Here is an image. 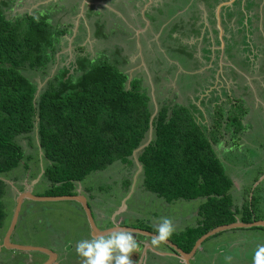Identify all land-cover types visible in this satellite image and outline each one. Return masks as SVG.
<instances>
[{"label": "trees", "instance_id": "1", "mask_svg": "<svg viewBox=\"0 0 264 264\" xmlns=\"http://www.w3.org/2000/svg\"><path fill=\"white\" fill-rule=\"evenodd\" d=\"M9 4L20 7L21 2L0 0V173L21 160L15 137L35 128L46 161L42 173L49 182L42 196L74 195L75 182L114 161L131 163L129 157L141 146L135 158L146 190L166 202L203 198L197 223L169 238L183 252L215 226L264 220L257 213L255 188L244 187L240 204L233 202L232 180L212 147L222 135V124L234 135L242 130V112L232 111V104L226 111L217 109L207 126L191 106L165 99L154 109L139 81L126 87V75L113 64L83 57L62 66L36 94L35 83L23 71H43L54 62L70 25L52 21L61 11L52 1L11 15L6 13ZM4 185L0 178V197ZM3 216L0 202V227ZM136 226L157 233L154 226Z\"/></svg>", "mask_w": 264, "mask_h": 264}, {"label": "rangeland", "instance_id": "2", "mask_svg": "<svg viewBox=\"0 0 264 264\" xmlns=\"http://www.w3.org/2000/svg\"><path fill=\"white\" fill-rule=\"evenodd\" d=\"M14 1L21 2V5L17 7L15 6L17 4L14 6L9 4L11 9L6 13L10 15L14 12H31L37 8V5L43 4L40 0ZM115 1L118 5L124 3V0ZM72 7L73 3L68 1L65 9L71 11ZM57 15L58 17L55 14L52 15L51 19L59 27L62 26V23L66 24L70 21L65 13L58 12ZM89 15H92L90 29L95 37L98 38L100 35L101 39L103 32L110 35V32L105 31L107 28L106 19H110L108 11H101L97 8ZM111 15L114 17V14L111 13ZM249 40L253 41L254 47L252 33ZM98 46L105 47V44L99 43ZM65 52L68 53L67 50H64L55 54L54 62L48 63L43 71L28 69L23 71L35 83L36 94L45 85L47 79L57 73L62 66L67 67L71 62L73 64L74 59L70 54H68L69 58H67V54L60 56ZM106 59L110 61L109 58ZM70 71L68 74L71 73ZM151 76L153 78L150 80H152L153 92L155 100H157L158 93L163 94L164 88L169 84L165 83V78H161L160 74ZM193 83V81L189 82L188 86L191 87ZM253 84L256 87L255 81ZM249 91L252 92L246 90L243 94L245 99L248 98L244 103L245 108L244 105L238 103L232 104L231 108L239 115H241L240 112L243 113L240 117L242 130L234 135L229 130H225L224 124H222L220 129L222 135L213 147L215 155L224 166L225 173L232 180L230 193L233 202L237 205L240 204L244 187L255 188L253 193L258 198L257 213L264 215V174H260V170L264 169V92L257 90V96L253 97L250 96ZM177 100H181L180 94ZM227 100L229 102L223 101L224 103L219 105L221 107L217 105L213 108L209 107L207 118L206 120L204 118L203 122L205 125H210V115L213 111L216 113L217 109L226 111L229 108L230 103L233 102L230 99ZM194 112L197 113V110L194 109ZM14 141L20 146L22 157L16 167L0 173V178L5 182L0 197L4 211L0 239L10 226L15 198L21 192L20 190L29 186L33 195L42 196L49 186V182L42 173L46 161L37 145L36 128L28 134L16 136ZM140 147L135 149L129 157L131 163L114 161L103 170L92 171L81 181L74 183V190L85 196L95 225L98 228L109 225L108 228H110L113 226V222L115 223L123 217L128 218L127 222H131L130 225L135 222L137 225L156 227L162 218L167 217L172 219L176 225L174 233L185 227L194 226L198 219L197 207L203 198L197 197L190 200L178 198L166 202L146 190L142 185L140 166L135 158ZM256 176L258 178L254 181ZM152 238L141 234L136 235L139 245L142 244L141 250L144 243L147 242L150 246L148 253L150 254V250L156 253L150 256L154 257L157 264H181L179 259L172 255L173 252L166 243L153 246ZM82 239H90V231L85 214L75 201L24 199L21 202L11 235L13 243L51 248L58 254L60 264H79V262L82 263L83 258L78 256L75 249L76 244ZM262 244H264V230L262 229L224 230L202 241L190 261L192 264H253L255 250L258 245ZM62 247L64 249L71 247L72 250L67 252ZM158 252L171 255L163 256ZM228 256L232 257L230 262L226 260ZM28 257H31L30 262L27 261L30 260ZM48 258L43 252L34 251L25 255L16 250L0 248V264H38ZM141 264H150V259L148 258L146 263L143 261Z\"/></svg>", "mask_w": 264, "mask_h": 264}, {"label": "crops", "instance_id": "3", "mask_svg": "<svg viewBox=\"0 0 264 264\" xmlns=\"http://www.w3.org/2000/svg\"><path fill=\"white\" fill-rule=\"evenodd\" d=\"M40 1L43 4L52 1L60 12L67 11L70 26L59 42L57 53L64 50L68 53L60 56L67 54L69 58L70 54L73 64L77 57L113 64L126 75V87L131 80L140 82L154 109L166 99L196 109L195 114L204 122L209 107L230 99L233 102L230 105L238 103L245 108L248 98H244V91L251 90L253 97L257 96V90L264 92V0H124L122 5L115 0ZM68 1L73 3V13L69 14L65 9ZM97 8L110 13L105 30L110 35L103 32L101 39L90 29L89 14ZM251 33L254 47L249 40ZM99 43L105 47L98 46ZM154 74H160L169 84L163 94L158 93L157 100L150 80ZM191 81L194 83L189 87ZM127 220L122 217L115 225H129L131 222ZM144 245L139 256L137 253L131 256L134 264L146 263L148 258L150 264H157L150 256L156 253L150 250L149 254L150 246L147 242ZM55 254L52 264H60ZM28 258L30 262L31 257Z\"/></svg>", "mask_w": 264, "mask_h": 264}, {"label": "water", "instance_id": "4", "mask_svg": "<svg viewBox=\"0 0 264 264\" xmlns=\"http://www.w3.org/2000/svg\"><path fill=\"white\" fill-rule=\"evenodd\" d=\"M24 199H32V200L67 199V200L75 201L76 203H78L80 205V207L82 208V210L85 214L86 222H87V225H88V228L90 231V235L92 237L110 234L116 228L129 229L132 231L134 237L136 234H141V235L150 236V237H154L157 234V233H153V232L143 230L141 228L120 226V225H115V224H113L112 227L107 228V229H99L93 221L92 213H91L90 207L86 201L85 196L78 193V192H76L74 195L37 196V195H33L31 193L30 189H25L23 192H19L15 198L14 210H13V215L11 218L10 226L8 227L7 231L5 232V234L3 236V247L6 249L16 250L18 252H24V251L27 253L34 252V251L43 252V253L47 254V256L49 258L46 261L42 262L41 264H52L53 261H51V258L56 257L55 252H53L49 249L40 247V246L13 244V243L9 242V236L11 235V232L14 228L20 204ZM251 227H262V228H264V220L263 219L254 220V221H251L248 223H244V222H240V221L236 220V221L231 222V223L215 226L214 228L208 230L207 232H205L204 234L199 236L194 241L191 249L188 252H183L180 248H178L174 243H172L169 240L166 241V244L173 250L172 254L175 257H177L179 260H181L183 262V264H191L190 260L192 259L193 255L195 254V251L198 249L201 242L204 241L207 237H210V236H212L218 232L224 231V230H229V229H234V228H251Z\"/></svg>", "mask_w": 264, "mask_h": 264}, {"label": "clouds", "instance_id": "5", "mask_svg": "<svg viewBox=\"0 0 264 264\" xmlns=\"http://www.w3.org/2000/svg\"><path fill=\"white\" fill-rule=\"evenodd\" d=\"M175 231L174 221L167 217L162 218L156 226L157 234L152 238L151 244L159 246L166 243ZM139 248L140 245L131 230L116 228L110 234L80 240L75 251L83 258L82 264H134L131 256ZM231 259V256L226 257L229 262ZM190 263L192 264L191 261ZM253 264H264V244L257 246Z\"/></svg>", "mask_w": 264, "mask_h": 264}, {"label": "flooded vegetation", "instance_id": "6", "mask_svg": "<svg viewBox=\"0 0 264 264\" xmlns=\"http://www.w3.org/2000/svg\"><path fill=\"white\" fill-rule=\"evenodd\" d=\"M25 189H30V187L29 186H26L25 188H23L22 190H20L21 192H23ZM19 192V191H18ZM117 221H119V220H117ZM113 224H115L114 222H113ZM119 224V223H118ZM136 223L134 222L132 225H125V224H120V226H128V227H134V228H139V227H137L136 225H135ZM144 230V229H143ZM147 231V230H146ZM150 232V231H149ZM154 233V232H153ZM4 234H5V232H4ZM3 234V235H4ZM11 235H12V232H11ZM11 235L9 236V242L10 243H13L12 241H11ZM137 235V234H136ZM136 235H135V239H136ZM2 239V240H1ZM0 239V248H2L3 247V236H2V238ZM137 240V239H136ZM138 242V241H137ZM139 243V242H138ZM13 244H18V243H13ZM145 244V243H144ZM141 246H142V244L140 245V248H139V251H137V252H135V253H133V254H136L137 253V255L139 256L140 255V253H141V251H143V248H144V246L145 245H143V248H142V250H141ZM4 248V247H3ZM49 250H51V251H53V252H55L54 250H52L51 248H48ZM12 250V249H11ZM26 254H29V253H26ZM132 254V255H133ZM47 255V254H46ZM132 258V257H131ZM44 261H46V260H44ZM44 261H41V263L42 262H44ZM41 263H39V264H41Z\"/></svg>", "mask_w": 264, "mask_h": 264}]
</instances>
